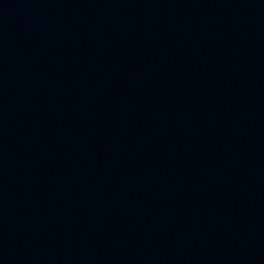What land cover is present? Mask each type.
Segmentation results:
<instances>
[{"label": "water", "instance_id": "1", "mask_svg": "<svg viewBox=\"0 0 264 264\" xmlns=\"http://www.w3.org/2000/svg\"><path fill=\"white\" fill-rule=\"evenodd\" d=\"M31 0H0V37Z\"/></svg>", "mask_w": 264, "mask_h": 264}]
</instances>
